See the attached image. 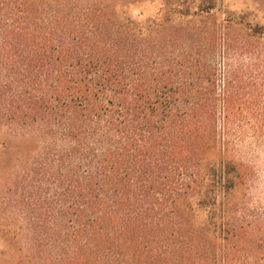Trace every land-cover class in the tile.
<instances>
[{
    "label": "trees",
    "instance_id": "obj_1",
    "mask_svg": "<svg viewBox=\"0 0 264 264\" xmlns=\"http://www.w3.org/2000/svg\"><path fill=\"white\" fill-rule=\"evenodd\" d=\"M263 142L230 0H0V264H264Z\"/></svg>",
    "mask_w": 264,
    "mask_h": 264
},
{
    "label": "rangeland",
    "instance_id": "obj_2",
    "mask_svg": "<svg viewBox=\"0 0 264 264\" xmlns=\"http://www.w3.org/2000/svg\"><path fill=\"white\" fill-rule=\"evenodd\" d=\"M230 2L237 11L255 16L264 25V0H230ZM157 8V6L136 5L130 9V14L134 19L146 22L148 19L153 18ZM142 10L144 14L140 15ZM245 160L255 164L251 171L250 183L246 188V199L254 206L256 204L264 206V147L262 150L250 153L245 157Z\"/></svg>",
    "mask_w": 264,
    "mask_h": 264
}]
</instances>
